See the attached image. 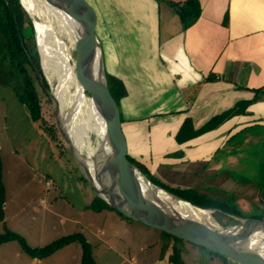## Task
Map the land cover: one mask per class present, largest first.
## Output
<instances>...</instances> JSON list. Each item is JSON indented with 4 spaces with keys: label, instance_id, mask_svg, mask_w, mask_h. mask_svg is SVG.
<instances>
[{
    "label": "crops",
    "instance_id": "1",
    "mask_svg": "<svg viewBox=\"0 0 264 264\" xmlns=\"http://www.w3.org/2000/svg\"><path fill=\"white\" fill-rule=\"evenodd\" d=\"M88 1L112 39L107 67L124 87L122 127L142 172L174 189L264 198L242 185L252 163L264 175V0H199L187 25L171 5L187 0Z\"/></svg>",
    "mask_w": 264,
    "mask_h": 264
},
{
    "label": "rangeland",
    "instance_id": "2",
    "mask_svg": "<svg viewBox=\"0 0 264 264\" xmlns=\"http://www.w3.org/2000/svg\"><path fill=\"white\" fill-rule=\"evenodd\" d=\"M38 13L40 16H35L37 22L47 27L44 40L38 29L34 28L41 70L49 91H63L60 98L65 113L69 114L77 87L70 79L71 76H68L69 82L60 87L65 73L53 59L50 50L59 52L58 37L61 36L53 19L47 14L42 16L39 11ZM25 34L31 37L28 24L25 25ZM106 39L108 42L112 40L109 37ZM61 51L72 64L74 74L75 54L69 52L67 47L61 48ZM39 92L43 96L40 88ZM52 113L45 114L47 120L51 119ZM51 120L54 123L55 116ZM72 126L74 137L87 144L80 152L89 157L93 133L86 105ZM42 130L44 129L39 123L36 126L31 124L15 93L10 88L0 86V179L5 189V220L0 222V234L6 230L12 231L22 236L32 248L44 247L65 236L81 234L92 246L94 259L98 264H158L157 260L160 258H163L162 264H190V261L191 264H239L228 258L226 261L187 242H177L143 224L135 223L130 226L114 211L96 212L89 209L95 201L93 190L85 180H81L82 175L72 157L61 152L59 142L47 139L46 135L44 137ZM80 140L78 143L81 145ZM244 152L255 156L262 153L259 149ZM243 168L242 166L240 170ZM257 170L254 163L247 167L242 178L250 180L242 185L251 188L253 194L259 189L264 196V175L258 174ZM252 178L255 180L251 181ZM159 184L182 194V191L171 188L168 184ZM236 191L213 189L208 193L197 186L186 195L194 197V193H198L206 197L197 200L201 204L217 205L213 210L201 209L214 222L225 227L238 225L243 219L264 216V207L257 205L264 202L262 196L249 197L251 191L243 195L234 194ZM242 202L247 205L242 207ZM161 236L173 241L174 249L170 247L171 251L168 252L170 249L160 243ZM132 257L136 261L139 259L138 262H131ZM81 259L82 249L78 243H74L41 260L40 264H81ZM38 261L26 255L18 242L12 241L0 246V264H37Z\"/></svg>",
    "mask_w": 264,
    "mask_h": 264
},
{
    "label": "water",
    "instance_id": "3",
    "mask_svg": "<svg viewBox=\"0 0 264 264\" xmlns=\"http://www.w3.org/2000/svg\"><path fill=\"white\" fill-rule=\"evenodd\" d=\"M44 1L48 7L47 15L53 19L59 35L68 44V51L75 54L76 84L102 118L99 131H92V150L89 157H85L68 131V113H65L56 92L48 90L59 133L96 197L128 219L176 239L239 264H264V219L247 218L238 225L225 227L209 216L202 221L185 217L168 203L167 197L198 213L203 210L153 183L132 163L119 106L110 90L111 78L114 77L107 67L109 42L103 20L88 0ZM20 2L35 30L38 29L39 22L35 16L24 6L23 0ZM52 8L54 10L51 11ZM56 15L63 18L56 19ZM71 24L79 26L75 33L68 28ZM42 74L39 76L43 81L45 76ZM92 127L91 121V130Z\"/></svg>",
    "mask_w": 264,
    "mask_h": 264
},
{
    "label": "trees",
    "instance_id": "4",
    "mask_svg": "<svg viewBox=\"0 0 264 264\" xmlns=\"http://www.w3.org/2000/svg\"><path fill=\"white\" fill-rule=\"evenodd\" d=\"M171 5L182 22L186 25L194 22L200 16L201 10L199 0H187L182 4L172 2ZM26 24H28L30 28L31 37L25 34ZM42 73L32 20L22 6L20 0H0V86L8 89L10 88L26 111L31 124L36 126L39 123L44 129L42 130L44 134L43 136L45 137L46 135L47 139L59 142L61 152H66L72 157L59 133L55 122L56 120L54 123L51 120L55 114L53 112L54 110L51 99L48 95V83L46 79L42 81L39 76ZM39 88L42 90L43 96L40 95ZM110 90L118 104L119 98L125 93L124 87L115 78H111ZM50 112H53L52 115H50L51 119L47 120L45 114H51ZM72 160H74L73 157ZM131 161L139 168L137 163L132 159ZM77 172L79 171L77 170ZM80 178L83 181L85 180L83 176ZM86 183L88 182L86 181ZM157 185L160 186L159 183H157ZM166 190L197 207L212 210L217 208V205L215 204L205 205L198 202L197 200L206 198L198 193H194V197L187 196L186 193L192 192L190 190L177 189L182 191V194H177L169 189ZM94 197L95 201L90 205L89 209L96 212H101L103 210L114 211L130 225L138 223L128 219L115 209L111 208L102 199L96 197V195H94ZM4 204L5 189L0 179V222H4L5 220ZM257 218L264 219V216ZM161 234L173 238L177 242H184L163 232H161ZM12 241L18 242L22 251L33 260L47 259L63 248L78 243L82 249L81 264H98L94 259L92 246L81 234L65 236L39 248L30 247L22 236L12 231L6 230L3 234H0V246ZM208 252L226 260L225 257L220 256L219 254L210 251Z\"/></svg>",
    "mask_w": 264,
    "mask_h": 264
},
{
    "label": "bare ground",
    "instance_id": "5",
    "mask_svg": "<svg viewBox=\"0 0 264 264\" xmlns=\"http://www.w3.org/2000/svg\"><path fill=\"white\" fill-rule=\"evenodd\" d=\"M23 3H24V6L28 8V10L30 11V13L33 16H40L38 11L41 13L42 16L44 14H47L48 7H47V4L45 3L44 0H23ZM52 10H54V9L52 8L51 11ZM54 17L56 19L59 18L60 20L63 18L61 15H59V16L56 15ZM63 22L65 25H67L65 19L63 20ZM37 27H38V31H39L41 37L44 40L45 36H46V28L47 27H44L39 23H37ZM68 28H69V30H73V32L75 33L77 28H79V26L72 25L71 27H68ZM58 38H59L58 39L59 40L58 45L60 47L59 52H56L54 50H50V53L52 54L53 59H55L59 63V65L62 67V69L64 70V73H65L64 77H62L61 85L60 84L59 85L61 87L66 82H69L68 76H71L70 79L73 81V83H75V85L77 87L76 93L74 96V100H75L74 104H72L71 111L67 116L68 131L70 132L71 136L73 135L72 136V138H73L74 137V131H72V127H73L72 125L75 122V119H77L78 115L81 113L84 106L86 105L87 110L89 111L90 116H91V121L93 122L92 131H93V133L98 132L99 129L101 128V125H102V118L100 117L99 113L97 112L95 106L92 104L91 100L83 94V91L80 89L79 85L76 84L77 82H76L75 76H74V74L72 72V68H71L72 64L70 63L68 57L66 55H64V53L61 51V48L67 47V44L65 43V41L62 38H60V37H58ZM63 45L65 47H63ZM41 57H42V55H41ZM62 92L63 91H61V90H57L55 93L58 100L60 101L61 105L63 104L62 99L60 98V93H62ZM62 106H64V105H62ZM73 140L75 141L79 150L81 149L83 151V149L87 147V144L84 143L82 141V139L80 140V139L74 137ZM79 140L81 141V145L78 143ZM91 150H92V147L90 148L89 154H90ZM167 199H168V203L170 205H173V207L176 209V211L183 214L185 217H189V218H193V219L198 218L200 221L208 219V214L206 212L198 213L197 211L190 209L187 205L177 203L176 200H172L169 197H167ZM198 219H196V220H198Z\"/></svg>",
    "mask_w": 264,
    "mask_h": 264
}]
</instances>
